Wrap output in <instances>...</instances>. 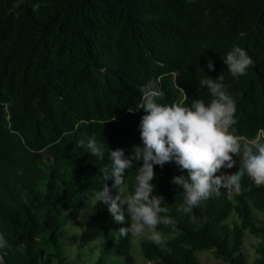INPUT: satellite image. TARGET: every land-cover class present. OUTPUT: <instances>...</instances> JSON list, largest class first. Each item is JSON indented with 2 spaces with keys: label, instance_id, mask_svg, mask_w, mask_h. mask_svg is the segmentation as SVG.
Wrapping results in <instances>:
<instances>
[{
  "label": "trees",
  "instance_id": "1",
  "mask_svg": "<svg viewBox=\"0 0 264 264\" xmlns=\"http://www.w3.org/2000/svg\"><path fill=\"white\" fill-rule=\"evenodd\" d=\"M233 46L244 48L254 63L234 78L223 58ZM211 59L214 70L207 68ZM224 76L235 100V123L229 131L252 140L264 129V0H0V249L5 264H76L61 255L67 209H83L101 189V169H111L109 153L143 146L140 122L145 110L140 89L156 82L160 104L187 97L208 103L211 94L199 80ZM131 109V111H130ZM95 136L103 159L78 147ZM264 137V133L261 136ZM236 165L222 169L228 174ZM140 162L125 172L126 194ZM153 195L176 227L166 250L138 237L145 261L151 264H199L194 251L211 249L227 264H245L243 230L264 235L252 208L264 214V186L245 175L242 188L229 195L220 189L193 209L200 223L178 212L183 188L171 183L186 175L173 162L154 165ZM221 173L218 172L217 175ZM111 187L113 180L107 181ZM115 194V189H112ZM100 202L103 248L97 263L110 256L133 264L129 235L118 230L108 206ZM234 212L237 223L225 219ZM161 215H164L161 213ZM202 225V226H201ZM47 252L45 255L44 253ZM252 264H264V241Z\"/></svg>",
  "mask_w": 264,
  "mask_h": 264
},
{
  "label": "clouds",
  "instance_id": "2",
  "mask_svg": "<svg viewBox=\"0 0 264 264\" xmlns=\"http://www.w3.org/2000/svg\"><path fill=\"white\" fill-rule=\"evenodd\" d=\"M223 60L230 74L237 79L246 75L254 63L240 46H233ZM207 68L214 70L211 59ZM223 81L222 74L215 79L208 75L201 78L199 84L207 87L211 99L208 103L193 99L190 105L185 103L187 97L171 104L158 103L162 92L152 80L140 89L143 99L140 107L146 113L139 125L143 146L133 145L128 156L123 148L109 153L112 167L101 169V189L95 193L94 200V204L101 201L108 206L116 223H124L125 213L128 214L130 227L118 230L121 237L129 234L144 236L166 250V240L157 230L158 226L174 229L176 221L167 215L169 208L162 207L164 196L153 195L154 165L163 168L165 163L174 161L181 170H186V175L173 176L171 183L183 188V203L177 211L188 214L194 224L200 221L193 214V209L201 201L219 195L220 189H225L229 195L250 190L242 188L245 175L255 186H264V137L242 142L239 136L229 131L235 123L236 106ZM77 146L86 148L98 159L105 155L103 145L97 143L95 136L88 137L87 143L80 140ZM234 156L239 158V170L234 174L222 172V169L236 165ZM141 160L142 165L133 179V191L126 194L125 172L133 167L134 162ZM218 172L221 174L217 175ZM109 179L113 180L111 187L107 183ZM112 189H115V194ZM7 247V240L0 235V249ZM0 264H5L3 255H0Z\"/></svg>",
  "mask_w": 264,
  "mask_h": 264
},
{
  "label": "rangeland",
  "instance_id": "3",
  "mask_svg": "<svg viewBox=\"0 0 264 264\" xmlns=\"http://www.w3.org/2000/svg\"><path fill=\"white\" fill-rule=\"evenodd\" d=\"M243 141L250 140L244 139ZM94 200L95 193H92L85 208L64 211L66 216L65 234L60 238V249L65 260H75L76 264H98L96 261L104 244L102 231L105 220L97 218L100 202L97 201L94 204ZM252 215L257 224L264 222L263 213L252 208ZM225 221L229 225L236 224L237 218L234 212H230ZM160 232L165 239L172 235L171 232ZM138 237L129 234L133 264H151L149 261H145L141 255ZM263 241L264 235H253L243 230L240 249L245 256V264H252L253 260L258 257L257 248ZM44 254L46 255L47 252ZM194 254L199 264H227L214 257L211 249L195 250ZM121 260L122 258L119 256H110L99 264H116ZM49 264H58V262L55 257H52Z\"/></svg>",
  "mask_w": 264,
  "mask_h": 264
},
{
  "label": "built area",
  "instance_id": "4",
  "mask_svg": "<svg viewBox=\"0 0 264 264\" xmlns=\"http://www.w3.org/2000/svg\"><path fill=\"white\" fill-rule=\"evenodd\" d=\"M263 133H264V129H259L257 135L255 136V138L260 136V135L262 136Z\"/></svg>",
  "mask_w": 264,
  "mask_h": 264
}]
</instances>
